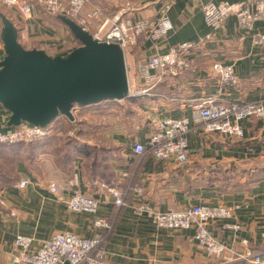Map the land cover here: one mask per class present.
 <instances>
[{
	"label": "crops",
	"instance_id": "1",
	"mask_svg": "<svg viewBox=\"0 0 264 264\" xmlns=\"http://www.w3.org/2000/svg\"><path fill=\"white\" fill-rule=\"evenodd\" d=\"M87 1L85 11L98 7L102 17L110 19L116 15L154 19L159 16L160 8L167 4L166 14L172 29L159 42L142 38L127 50V78L132 92L128 97L140 98V103L133 105L121 100L125 105H120L118 113L123 115L124 110L130 109L134 116L121 117L122 120L112 123L110 128L99 129L95 133L109 141L114 153L113 158L107 161L112 173L108 181L97 177L93 183L87 182L80 158L74 160L72 175L66 178L49 154L36 155L34 165L39 172L27 170L23 163L17 164L19 182L28 178L29 184L23 190L17 189L18 184L0 190V201L3 203L0 204V264H13L16 236L32 238L34 248L63 232L91 238L100 232L92 226L94 218L113 222V230L103 245L106 256L99 264H218L209 259L192 240V229H157L147 214L140 212L143 206L158 212L202 204L237 206L231 219L209 224V231L229 249L240 250L241 238L256 246L264 228V178L251 183L246 190H223L217 182H198L200 177L213 176V172L219 169L227 171L239 168L251 174L257 168L264 167V121H243V137L232 141L217 134L206 135L191 121V131L187 135L188 162L180 166L158 162L147 155L136 156L132 148L135 143H145L146 125L150 120L191 117L192 106L202 98L217 95L223 102L262 100L264 47L253 45L252 39L257 34H264V23L257 22L252 31L241 32L237 29L236 17L231 15L224 28L213 35L211 42L188 57L193 73L186 70L176 78L162 77L158 82L146 85L139 77V67L147 57L163 54L181 43L199 41L212 32L204 23L202 5L208 2L215 5L223 2L239 4L245 0ZM8 13L9 21L17 30L18 42L26 50L37 49L50 57H66L79 47L70 30L57 17L42 12H35L28 18L14 10ZM94 28L95 25H92L91 32L95 31ZM4 57L2 47L0 62ZM213 61L233 66L239 81L236 89L225 88L224 92H220L221 86L210 71ZM142 90L146 92L141 94ZM135 115L141 116L142 121ZM9 118L10 114L0 105V130L12 128L8 127ZM133 120L134 124L131 125ZM62 133L57 130L51 137L59 138ZM71 179L76 180L77 186L74 188L68 186ZM246 180L247 177H243L239 182ZM50 183L57 185L56 194L50 193ZM101 185L123 194L125 206L116 207L111 194ZM76 191L98 200L95 215L67 210L63 200ZM11 213H15V216H11ZM224 224L238 225L240 230L235 232L229 227L222 228ZM226 256H230V253H226Z\"/></svg>",
	"mask_w": 264,
	"mask_h": 264
},
{
	"label": "built area",
	"instance_id": "2",
	"mask_svg": "<svg viewBox=\"0 0 264 264\" xmlns=\"http://www.w3.org/2000/svg\"><path fill=\"white\" fill-rule=\"evenodd\" d=\"M87 0H0V7L14 10L20 16L28 18L35 12H42L52 17H63L88 32L94 40L100 43L118 45L124 55L125 65L128 48L137 43L139 39L159 42L165 39L172 29L167 17V4L159 10V16L154 19L121 17L116 15L103 18L102 11L93 7L85 11ZM252 5V7H251ZM201 13L205 25L212 31L205 37L195 42H185L171 47L163 54H153L145 59L139 67V77L144 84L158 82L162 77L176 78L186 70L191 69L189 56L205 47L211 42L215 33L224 28L226 20L234 15L237 20V29L249 32L254 29L257 22L264 23V0H245L239 4L226 2L215 5L208 2L201 6ZM92 25L95 31L91 32ZM91 32V33H90ZM255 46L264 47V34H257L252 39ZM127 71V69H126ZM210 71L216 82L224 89H236L238 78L232 65H224L213 61ZM129 85V84H128ZM146 90H142L141 94ZM132 92L128 86V95ZM221 97L214 95L202 98L192 106L191 117L177 119L162 118L152 119L146 125L145 143H135L132 153L136 156H149L158 162L184 165L188 162L187 135L191 131L190 123L206 135L217 134L228 141L243 137L241 123L250 119L264 121V98L252 102H223ZM80 106L73 105L71 113L77 115ZM64 117V116H63ZM57 119V118H56ZM55 121V120H54ZM54 121L44 127L21 123L17 127L0 130V145H12L39 141L56 134ZM124 176H127L124 174ZM29 184V179L20 180L17 189L23 190ZM69 187H76V180L68 182ZM107 190L116 207L125 206L124 195L108 188ZM51 194L57 193V185L50 183ZM0 204H3L0 201ZM63 204L72 213H87L95 215L99 202L91 196H86L79 191L73 192L63 200ZM235 207L211 206L207 204L194 205L179 210L158 212L149 206L140 208L141 213L147 214L151 223L157 229L173 231L193 230L192 240L204 251L205 255L218 264H264V228L260 233V240L256 246H251L248 240L239 239L241 249L228 248L223 242L217 240L209 231V224L223 223L233 217ZM15 216V213H11ZM94 229L100 230L91 238H82L73 233L63 232L52 236L37 248L33 247V239L27 236H16L13 247L15 255L13 264H99L105 256L104 243L106 237L113 230V222L107 219L94 218ZM232 228L237 232L238 225H221ZM230 253V256H226Z\"/></svg>",
	"mask_w": 264,
	"mask_h": 264
},
{
	"label": "water",
	"instance_id": "3",
	"mask_svg": "<svg viewBox=\"0 0 264 264\" xmlns=\"http://www.w3.org/2000/svg\"><path fill=\"white\" fill-rule=\"evenodd\" d=\"M80 43L66 57L24 49L17 30L0 12L5 57L0 62V105L10 114L8 127H44L58 116L73 122V105L90 106L128 97L122 49L97 42L74 22L59 17Z\"/></svg>",
	"mask_w": 264,
	"mask_h": 264
},
{
	"label": "trees",
	"instance_id": "4",
	"mask_svg": "<svg viewBox=\"0 0 264 264\" xmlns=\"http://www.w3.org/2000/svg\"><path fill=\"white\" fill-rule=\"evenodd\" d=\"M6 18L9 20L8 16H6ZM0 24L3 26L1 20ZM124 100L133 105H138L140 103V98L127 97ZM118 104L119 103L116 101L105 100L98 104L87 106L99 105V107L94 110L99 112L98 116H100V118L102 117L101 122H99L98 119L93 120L94 126L92 128L78 130L79 136L82 135L81 132H84L86 135H90L91 133L92 136L89 140L83 141L75 138L72 134V123H70V128L63 131L62 136L59 138L48 137L35 142L0 145L1 149L8 151L9 158L12 160L10 165L11 170L9 172H6L4 168H0V190L12 188L18 184L19 174L16 172V167L15 170L12 168L15 164L23 163L27 170L39 172V169L34 165V160L38 153L44 156L49 154L53 158L56 166L60 169V173L65 175V178L72 175L73 162L75 159L80 158L82 160V172L87 182L93 183L97 177L108 181L112 173L108 169L107 161L113 158L114 153L112 148L109 147V141L102 136L99 137V135H95V133L99 129L110 128L112 123L121 121V117L134 116V112L130 109L124 111L123 115H121V113L119 114L118 112L121 110V106ZM74 122H77V119H74ZM133 124L134 120L131 122V125ZM136 124L135 122V125ZM12 156L15 158V164L13 163ZM213 173V176L209 175L207 178L200 177L198 183L210 184L217 182L223 190L227 188L246 190L251 183L264 178V167L257 168L256 171L254 170L251 174L239 168L227 171L219 169ZM243 177H247V180L240 183L239 179Z\"/></svg>",
	"mask_w": 264,
	"mask_h": 264
},
{
	"label": "rangeland",
	"instance_id": "5",
	"mask_svg": "<svg viewBox=\"0 0 264 264\" xmlns=\"http://www.w3.org/2000/svg\"><path fill=\"white\" fill-rule=\"evenodd\" d=\"M8 11H9L8 9L0 7V12L3 13L5 16H7V14H9ZM2 28H3V26H1V24H0V48L1 49L3 47V43L1 40ZM3 51H4V49H3ZM118 103H119L118 105H122V104L125 105L124 101H120ZM98 107H99V105L91 106V107L80 106L79 113L77 115H74L75 119H77V122L73 121L74 123L71 125V127L73 128L72 134L75 138L81 139L84 141L89 140V138L91 139V136H92L91 133H90V135H86V134H84V132H81L82 135L79 136L78 130L80 131L82 129L92 128L94 126L93 120L98 119V121H99L101 119L100 116H98L99 112L95 111L96 108H98ZM64 117L58 116L57 119H55L54 128L56 130L66 131L70 128V126H69L70 123H69L68 119L66 117H65L66 118L65 119ZM135 117L138 119H141V121H142L141 116L135 115ZM78 122H80V123H78ZM145 138H146V135H145ZM12 159H13V163L15 164L14 156H12ZM11 162H12V160H11V158H9L8 151H5V150L0 148V168H4L6 172H9L11 170V166H10ZM16 166L17 165L15 164V166H13L12 168L15 170Z\"/></svg>",
	"mask_w": 264,
	"mask_h": 264
}]
</instances>
